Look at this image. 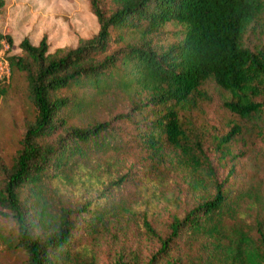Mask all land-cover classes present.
I'll use <instances>...</instances> for the list:
<instances>
[{"label":"trees","instance_id":"trees-1","mask_svg":"<svg viewBox=\"0 0 264 264\" xmlns=\"http://www.w3.org/2000/svg\"><path fill=\"white\" fill-rule=\"evenodd\" d=\"M105 1L91 0L99 31L76 48L51 52L46 37L38 45L24 38L23 55L8 52L11 71L26 75L36 113L0 185V214L17 224L9 247L23 249L26 264H96L93 256L73 248L78 235H98L119 213L113 202L101 199L109 202L113 193H108L121 189L127 174L75 207L53 204L49 185L71 180L95 154L139 148L162 158L172 149L212 179L215 193L176 219L166 238L145 222L161 242L159 253L171 251L185 236L191 243L202 240L208 264H264L248 233L228 224L248 192L232 196L216 179L206 152L193 146L194 112L206 99L203 87L209 82L230 94L225 106L244 124L263 123L264 49L253 50L245 36L264 20V0H110V11ZM168 24L181 26L183 36L157 48L154 37ZM3 41L13 45L0 30V50ZM112 92L129 97L127 112L86 126L71 123L96 97ZM241 131L237 124L222 137V154ZM260 239L264 245V232Z\"/></svg>","mask_w":264,"mask_h":264},{"label":"rangeland","instance_id":"rangeland-1","mask_svg":"<svg viewBox=\"0 0 264 264\" xmlns=\"http://www.w3.org/2000/svg\"><path fill=\"white\" fill-rule=\"evenodd\" d=\"M105 8H113L110 0L105 1ZM257 27L245 36V43L253 50L264 49V20ZM0 30L13 39L8 52L23 55L20 43L24 38L38 45L46 37L51 52H65L96 35L99 23L91 0H0ZM182 36L181 26L168 24L154 37V44L165 48ZM203 90L206 99L194 112V149L206 152L216 179L232 196L248 192V200L238 204L228 224L248 233L264 255L260 239L264 232V120L254 126L244 124L225 106L231 99L228 92L213 82ZM83 93L79 90L80 96ZM130 107L128 96L112 92L96 97L92 106L80 111L71 123L86 126L109 121ZM35 114L25 73L12 71L10 82L0 84V185ZM237 124L241 134L229 143L228 153L222 154L218 143ZM180 159L181 153L172 149L166 150L162 158L139 148L95 154L71 180L52 182L48 197L53 204L75 207L98 196L111 181L127 174L122 188L108 193H113L109 202L101 199L103 203L113 202L119 213L108 220L106 229L98 235H78L73 253L93 256L96 264H114L119 260L145 263L153 257L156 264H166L170 259L178 264H208V253L200 246L202 240L191 243L184 236L171 251L159 253L161 242L145 224L148 222L158 235L166 238L176 219L214 195L212 179L202 169H193ZM16 234L15 220L0 214V264L27 263L23 249L9 247Z\"/></svg>","mask_w":264,"mask_h":264},{"label":"built area","instance_id":"built-area-1","mask_svg":"<svg viewBox=\"0 0 264 264\" xmlns=\"http://www.w3.org/2000/svg\"><path fill=\"white\" fill-rule=\"evenodd\" d=\"M9 45L6 41H3L2 48L0 50V81H8L11 77V64L8 59Z\"/></svg>","mask_w":264,"mask_h":264}]
</instances>
